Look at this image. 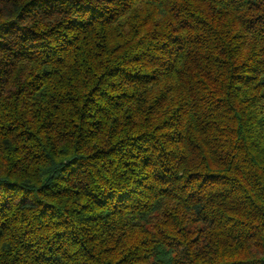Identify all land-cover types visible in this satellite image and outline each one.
<instances>
[{"label":"trees","instance_id":"16d2710c","mask_svg":"<svg viewBox=\"0 0 264 264\" xmlns=\"http://www.w3.org/2000/svg\"><path fill=\"white\" fill-rule=\"evenodd\" d=\"M0 264H264V0H0Z\"/></svg>","mask_w":264,"mask_h":264}]
</instances>
